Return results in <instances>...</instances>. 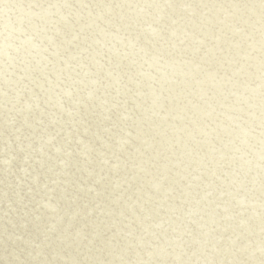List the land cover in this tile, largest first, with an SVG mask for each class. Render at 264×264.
<instances>
[{"label": "rangeland", "instance_id": "1", "mask_svg": "<svg viewBox=\"0 0 264 264\" xmlns=\"http://www.w3.org/2000/svg\"><path fill=\"white\" fill-rule=\"evenodd\" d=\"M0 264H264V0H0Z\"/></svg>", "mask_w": 264, "mask_h": 264}, {"label": "clouds", "instance_id": "2", "mask_svg": "<svg viewBox=\"0 0 264 264\" xmlns=\"http://www.w3.org/2000/svg\"><path fill=\"white\" fill-rule=\"evenodd\" d=\"M4 27L7 29V28H10L11 27V22L10 21H7L4 25Z\"/></svg>", "mask_w": 264, "mask_h": 264}, {"label": "bare ground", "instance_id": "3", "mask_svg": "<svg viewBox=\"0 0 264 264\" xmlns=\"http://www.w3.org/2000/svg\"><path fill=\"white\" fill-rule=\"evenodd\" d=\"M20 88V87H19Z\"/></svg>", "mask_w": 264, "mask_h": 264}]
</instances>
